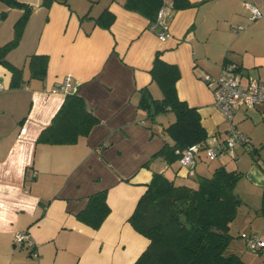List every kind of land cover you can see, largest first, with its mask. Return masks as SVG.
I'll return each mask as SVG.
<instances>
[{"label": "crops", "instance_id": "0c3cea01", "mask_svg": "<svg viewBox=\"0 0 264 264\" xmlns=\"http://www.w3.org/2000/svg\"><path fill=\"white\" fill-rule=\"evenodd\" d=\"M18 1L31 8L18 45L6 54L9 63L23 68L19 87L10 86L11 72L0 63V264H133L149 239L128 219L152 171L171 178L178 168L179 180L190 178L178 163L171 167L160 157L144 165L164 144L160 124L152 131L137 106L145 86L160 96L151 83L154 56L159 52L178 67V97L197 109L208 137L223 140L228 123L202 75L219 76L226 60L239 67L243 81H264V15L250 20L245 6L254 4L264 14V0H189L195 5L177 10L165 0L164 40L145 16L125 8L124 0L53 1L49 6L43 0ZM104 8L114 14L108 28L95 22ZM22 12L0 0V46L12 39ZM239 25L243 29L236 32ZM32 54L48 56L43 79L29 76ZM66 78L74 88L69 92L82 97L98 121L74 143H40V132L66 96L50 90ZM233 122L255 139L258 126H264V104L236 110ZM203 164L198 161L196 172ZM249 177L264 187V175L256 169ZM102 190L110 211L94 229L77 213ZM234 224L229 226L231 244L239 236L238 229L231 232ZM20 231L29 234L31 244L14 242ZM255 264H264V248Z\"/></svg>", "mask_w": 264, "mask_h": 264}, {"label": "trees", "instance_id": "16d2710c", "mask_svg": "<svg viewBox=\"0 0 264 264\" xmlns=\"http://www.w3.org/2000/svg\"><path fill=\"white\" fill-rule=\"evenodd\" d=\"M53 1L67 3V0H43L42 4L49 6ZM1 2L8 7L23 9L14 23L12 39L0 46V63L11 72L10 86L19 87L24 81L23 68L9 63L6 54L18 45L31 8L18 0ZM171 4L173 10L195 5L189 0H172ZM165 5V0L123 2L125 8L145 16L152 30L158 26V10ZM113 20L114 14L107 8L95 17V22L104 28H108ZM237 27L235 31L240 32ZM223 63V69L230 65L235 72L239 71L238 66L227 63L226 60ZM47 64V55H30L27 61L29 76L43 79ZM150 75L151 83L158 88L160 96L155 97L150 86H145L139 91L137 106L145 112L147 126L152 131L153 126L160 124L164 144L144 165L148 167L152 159L160 157L166 165L172 167L178 163L180 168L179 159L183 149L199 145L200 150L196 155L194 173L186 174L190 177L187 181L179 180L178 168L171 178L163 172L152 171L147 188L128 219L137 232L149 239L147 247L133 264H245L239 255L227 251L234 238L229 232V226L243 202L235 191L242 172L228 169L225 164L215 166L209 175L196 172L208 135L197 109L177 95L179 69L176 65L163 61L159 52H156ZM97 121L82 97L75 92H66L61 106L51 122L40 132L37 141L46 144H71L79 136L87 135ZM205 158L207 159L206 155ZM106 197V190L90 195L86 207L77 213V218L94 229L98 228L110 211ZM257 212L264 217V187Z\"/></svg>", "mask_w": 264, "mask_h": 264}, {"label": "built area", "instance_id": "2783aa9c", "mask_svg": "<svg viewBox=\"0 0 264 264\" xmlns=\"http://www.w3.org/2000/svg\"><path fill=\"white\" fill-rule=\"evenodd\" d=\"M249 11V19L255 20L260 18L262 11L251 3H245ZM165 7L162 6L157 12L158 26L155 30L159 39L164 40L168 36V25L164 21ZM154 28V26L152 27ZM243 29L239 25L237 31ZM202 80L212 89L215 107L221 111L225 121L228 123V129L224 140H220L217 136L208 137L204 152L209 160H214L223 154H232L236 144L246 145L248 138L244 136L233 122V114L240 108L251 109L259 104H264V81L257 78L248 77L243 81L232 66L228 65L223 69L222 74L213 77L210 74L204 73ZM70 79L66 78L61 84L54 86L51 92H69L73 91ZM200 150L199 145H191L182 150L180 155V166L185 170L186 174H193L196 165V155ZM14 242L16 244L27 243L31 244V238L27 232L20 231L14 234ZM246 247L250 251H258L264 247V241L257 236H249L245 240ZM36 256V252H32Z\"/></svg>", "mask_w": 264, "mask_h": 264}, {"label": "rangeland", "instance_id": "374dc122", "mask_svg": "<svg viewBox=\"0 0 264 264\" xmlns=\"http://www.w3.org/2000/svg\"><path fill=\"white\" fill-rule=\"evenodd\" d=\"M240 127L243 128V126H239L237 129L248 138V143L246 145L237 144L232 154H223L212 161L206 159L205 153L201 152L204 164L201 165L202 171H198V173L209 175L214 167L219 164H225L228 169H236L242 172V176L236 182L235 191L243 202L238 207L237 216L234 219L236 228L232 227L231 229V232L239 230V236L236 238L238 242L235 244L230 243L227 251L240 255L242 260L248 264H255V257H257L259 252L250 251L246 247L244 237L260 236L262 241H264V217L257 212L261 205L262 185L255 186V183L249 177L253 168L261 175H264L262 174L264 173V126H258L255 131V139L251 141L240 130Z\"/></svg>", "mask_w": 264, "mask_h": 264}]
</instances>
